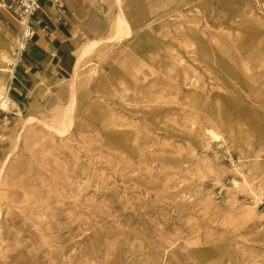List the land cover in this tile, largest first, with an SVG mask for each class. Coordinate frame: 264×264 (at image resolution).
<instances>
[{"label": "rangeland", "instance_id": "obj_1", "mask_svg": "<svg viewBox=\"0 0 264 264\" xmlns=\"http://www.w3.org/2000/svg\"><path fill=\"white\" fill-rule=\"evenodd\" d=\"M83 2L10 93L0 10V264H264V0Z\"/></svg>", "mask_w": 264, "mask_h": 264}, {"label": "built area", "instance_id": "obj_2", "mask_svg": "<svg viewBox=\"0 0 264 264\" xmlns=\"http://www.w3.org/2000/svg\"><path fill=\"white\" fill-rule=\"evenodd\" d=\"M67 0H0V10L9 12L20 25L15 45L13 73L23 62L30 45L39 31L49 38L55 35L65 19ZM55 50L54 48H52ZM9 93L11 92L14 75L12 74Z\"/></svg>", "mask_w": 264, "mask_h": 264}, {"label": "crops", "instance_id": "obj_3", "mask_svg": "<svg viewBox=\"0 0 264 264\" xmlns=\"http://www.w3.org/2000/svg\"><path fill=\"white\" fill-rule=\"evenodd\" d=\"M83 3V0L66 1L65 19L60 29L51 38L39 31L28 49L27 60L29 59L36 66H42L48 60L54 67L59 66L64 70H66L64 67L70 66L75 52L73 30L84 10Z\"/></svg>", "mask_w": 264, "mask_h": 264}, {"label": "bare ground", "instance_id": "obj_4", "mask_svg": "<svg viewBox=\"0 0 264 264\" xmlns=\"http://www.w3.org/2000/svg\"><path fill=\"white\" fill-rule=\"evenodd\" d=\"M120 20H121V26H120V32L122 29V24L125 25V27L128 28V34H129V24L126 21V19L124 18L123 14L121 13L120 16ZM119 32V33H120ZM119 38V36H118ZM98 45V42H92L89 45H87L86 47H84V49L81 51V54L79 56V60L83 59L84 57H86L96 46ZM5 61H7L8 63H10V65L12 64L13 60H10L8 58H5ZM10 72V69H5L2 72ZM11 74L14 75L13 70L11 69ZM71 84H74V78L71 81ZM16 105V103L10 98L8 92L3 91V89L0 87V110L8 113L12 108H14ZM74 107H75V97L72 98V102L70 103V105L67 108V115L70 113L72 115V113L74 112ZM72 124V120L70 119L69 124L64 127V131L66 132V130L68 128H70V125ZM213 136L218 139L219 137L215 134H213Z\"/></svg>", "mask_w": 264, "mask_h": 264}]
</instances>
